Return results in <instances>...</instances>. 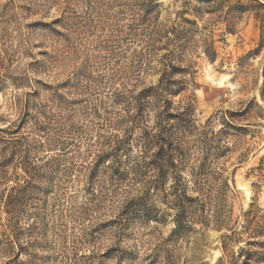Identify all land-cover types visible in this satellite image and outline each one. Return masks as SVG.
<instances>
[{
	"label": "rangeland",
	"instance_id": "obj_1",
	"mask_svg": "<svg viewBox=\"0 0 264 264\" xmlns=\"http://www.w3.org/2000/svg\"><path fill=\"white\" fill-rule=\"evenodd\" d=\"M165 59L184 88L171 98L173 109L191 106L193 128L210 139L202 151L194 129L184 136L187 195H196L188 168L205 162L222 187L215 199L222 225L196 224L175 237L174 212L153 192L148 206L156 219L116 235L106 217L100 250L133 251L135 258L120 264H227L230 255L241 264L239 255L252 250L250 264H264V0H0V264H30L25 255L13 258L36 215L48 250L38 264H62V237L77 231L61 199V190H80L76 176L65 182L61 172L49 174L47 149L16 142L27 131L15 126L32 90L39 98L51 90L67 96L78 72L107 63L128 69L138 91L157 84ZM76 197L79 205L81 193ZM247 218L255 219L253 234ZM226 236L233 239L224 253Z\"/></svg>",
	"mask_w": 264,
	"mask_h": 264
},
{
	"label": "trees",
	"instance_id": "obj_2",
	"mask_svg": "<svg viewBox=\"0 0 264 264\" xmlns=\"http://www.w3.org/2000/svg\"><path fill=\"white\" fill-rule=\"evenodd\" d=\"M173 36L177 41L180 34ZM180 49L178 55L182 58L184 53ZM135 61L143 64L140 58ZM168 61L162 63L157 84L138 91L129 84L128 69L123 72L107 63L100 65V70L93 67V71L78 72L67 96L51 90L39 98L37 88L32 90L27 115L15 126L18 131L23 126L27 130L25 136L17 139V145L29 150L47 149L49 174L61 172L65 182L74 175L78 185L75 187H80L73 195L61 190L64 191L61 199L68 205L64 213L77 227L73 236L62 237L59 252L62 264H93L102 258L114 259L118 264L131 262L135 256L128 248L110 246L100 250L104 219L113 220L109 222L116 235L130 232L141 222H152L156 212L148 202L153 192L159 193L174 212L175 237L190 232L196 224L205 228L210 223L222 225L216 216L220 205L215 200L222 187L207 172L205 162L188 168L196 195H187L188 184L181 172L187 165L184 136L190 133V128L194 129L192 107L173 109L171 98L184 88H180L181 82L172 79L175 72ZM194 130L191 132L203 151L210 139L207 132ZM80 193L82 202L77 205L76 196ZM35 219L24 230L28 240L24 246L18 245L13 263L22 255L30 264L46 259L44 224L39 215ZM247 219V231L253 234L255 219ZM18 237L19 232L16 241ZM231 239L224 237V253ZM84 250L88 254H82ZM252 256L253 251L246 250L239 255V262L250 264ZM227 264L238 261L230 255Z\"/></svg>",
	"mask_w": 264,
	"mask_h": 264
}]
</instances>
